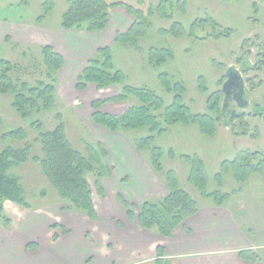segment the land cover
Here are the masks:
<instances>
[{
  "label": "rangeland",
  "instance_id": "obj_1",
  "mask_svg": "<svg viewBox=\"0 0 264 264\" xmlns=\"http://www.w3.org/2000/svg\"><path fill=\"white\" fill-rule=\"evenodd\" d=\"M106 1L131 5L141 14L144 25L135 28L128 38L116 40L117 33L124 35L128 30L117 32L108 46L97 47L89 43L92 39L89 31L61 30H67L60 27L61 15L68 7L67 0H0V57L13 64V79L28 83L53 82L56 89L55 107L26 119L13 110V94L0 93V150L7 146L20 148L29 142L33 146L32 154L40 156V145L36 141L38 131L31 123L38 119L44 131L52 130L58 123L55 113L59 112L75 148L85 153V143H101L109 152L105 159L106 175L100 181L101 184L104 181L107 205L122 219L126 209L118 200V194L130 205L137 203L132 208L134 213L138 212L141 202L161 198L155 194L139 202L156 187L145 172L154 171L150 164L151 150L157 147L162 170L155 174L154 180L162 194L168 193L163 175L173 171L178 185L189 192L199 206L224 205L234 218L240 217L241 230L249 241L247 249L257 255L256 262H260L264 259V174L250 173L239 182L233 176V169L224 172L222 163L234 159L242 151L264 153V0ZM45 8L49 9L47 13H44ZM114 10L122 11L124 16L127 12L122 5L113 7L110 9L113 17ZM42 14L44 18L38 21ZM128 17L131 27L135 18L129 13ZM111 22L114 23V18ZM176 22L181 27L175 36L170 29ZM225 30L229 33L225 34ZM45 46L67 59L63 58L61 68L52 75L42 53ZM104 47L110 49L111 72L119 70L123 80L102 88L86 82L83 88H77L83 67L89 59H103L97 50ZM71 58L76 59L81 71L69 67ZM242 62L249 63L242 73L249 103L239 109L231 101L228 107L243 115L245 128L238 120L231 119L229 113L225 117L220 114L213 132L208 130L210 123L200 117L168 126L162 121L163 109L177 95L192 115L204 114L215 120L217 113L213 107L217 101L218 108H222L225 71L232 64L241 68ZM124 86L146 88L160 98L159 108L152 112L159 117L161 127L158 128L164 130L150 131L147 126L112 131L93 121L95 111L122 115L130 107L141 106L142 97L133 92L125 99L118 98ZM97 100L104 102L93 107L92 103ZM257 107L262 115H255ZM17 127L26 131L25 140L1 138L7 130ZM149 136L153 138L138 149L137 142ZM193 160L200 161L205 170L207 182L202 188L188 178ZM12 173L20 178L32 208L65 206L36 163L28 160L13 168ZM94 180V174H89L96 208V204L101 206L103 201ZM215 191L226 194L223 202L203 194ZM73 212L86 217L82 212ZM5 214L8 216L6 211Z\"/></svg>",
  "mask_w": 264,
  "mask_h": 264
},
{
  "label": "trees",
  "instance_id": "obj_2",
  "mask_svg": "<svg viewBox=\"0 0 264 264\" xmlns=\"http://www.w3.org/2000/svg\"><path fill=\"white\" fill-rule=\"evenodd\" d=\"M68 7L61 15L60 27L64 29L86 30L89 32H102L109 19V11L116 6H124L126 11L132 15L135 20L126 33H117L116 40L119 37L128 38V35L137 28L144 25L141 14L134 11V8L123 2H107L106 0H67ZM50 3V1H48ZM49 9L45 8L44 13ZM44 18V14L38 17V21ZM180 23H173L171 33L178 35L180 33ZM225 34L229 31L225 30ZM110 49L108 47L99 48L98 55H102L101 60L89 59L81 71L76 84L77 88H83L86 82L95 83L98 88L110 84L120 83L123 79L121 72L115 70L111 72ZM162 51V50H161ZM44 61L49 71L56 73L63 64V57L60 53L54 51L50 46L42 49ZM249 63L242 62L240 70L245 72ZM13 64L0 57V93H12L13 99L11 106L13 110L23 119L30 118L34 114H39L41 110L49 111L55 107L56 89L53 82L37 81L28 83L25 81H15L12 77ZM54 80V79H53ZM129 92L136 96L142 97L140 107H130L122 115H110L100 111L92 114V119L97 124H102L106 128L132 129L141 127H150L154 131L161 127L158 122V115L152 111L160 106V98L146 88H136L124 86L119 99H125ZM179 95L174 98L163 109L161 119L168 125L175 124L179 121L189 122L198 117L210 123L209 131L214 130V122L223 117L222 108H218L217 101L213 109L216 111L215 120L208 115H192L188 109L180 102ZM104 101H94L93 107H98ZM160 103V104H159ZM260 107H257L255 115H262ZM57 125L49 131L43 130V124L35 119L31 124L38 131L36 141L40 145L41 155H33V146L25 142L20 148L7 146L0 150V223L9 226L10 218L5 214L4 203L13 202L24 208H31V204L25 196V189L21 184L20 178L12 173L13 168L25 164L28 160L36 163L50 186L55 190L58 197L66 203L63 210L76 211L84 213L90 220L98 218L97 210L93 201L92 187L88 181V175L94 174V185L98 194L104 196V188L100 179L106 175L105 159L108 152L101 143L95 145L85 143V153L74 147L69 140L62 115L55 113ZM238 120L240 126L245 128V122L242 121L243 115L231 117ZM2 123L0 117V124ZM159 131L164 129L158 128ZM244 134V133H241ZM238 135V134H237ZM3 140L11 139L22 141L27 138L26 131L21 128H13L2 134ZM153 137H146L137 142V148L141 149L145 143ZM160 149L157 147L151 150L150 164L154 172L161 173ZM253 158L258 161L254 162ZM224 172L227 169H233V176L236 181L242 182L250 173L264 174V153L261 152H240L234 159L222 163ZM189 181L197 187H204L207 182L205 170L200 163L193 160V165L188 175ZM165 186L168 193L159 199H150L141 202L138 212H135L133 205L118 195V200L126 209V214L131 220H136L137 224L147 230H155L164 237H171L175 228L180 225L186 218L194 215L199 208L197 201L182 189L173 176V171H168L163 175ZM212 193V192H211ZM207 197L215 196L219 202H223L226 194H220L219 191L214 193H203ZM132 206V207H131ZM56 235H54L55 238ZM30 248L31 245H29ZM161 253V248H158ZM239 255L242 259L250 262H256L259 257L248 249L240 250Z\"/></svg>",
  "mask_w": 264,
  "mask_h": 264
},
{
  "label": "crops",
  "instance_id": "obj_3",
  "mask_svg": "<svg viewBox=\"0 0 264 264\" xmlns=\"http://www.w3.org/2000/svg\"><path fill=\"white\" fill-rule=\"evenodd\" d=\"M117 12L113 17L110 11L102 32H87L92 36L91 45L108 46L117 32L130 28L128 13L126 18L122 11ZM71 60L69 67L81 71L76 59ZM155 174L145 172L156 187L139 202L155 194L165 196L154 180ZM100 199L103 202L101 206L96 204V220L60 206L28 209L6 201L4 209L11 223L8 227L0 223V264H264L263 258L260 262H250L240 257L239 251L249 248V241L241 230L240 217L234 218L224 205L199 206L194 215L175 228L171 237H164L141 228L126 211L125 217L119 219L116 211L107 205L105 189Z\"/></svg>",
  "mask_w": 264,
  "mask_h": 264
},
{
  "label": "water",
  "instance_id": "obj_4",
  "mask_svg": "<svg viewBox=\"0 0 264 264\" xmlns=\"http://www.w3.org/2000/svg\"><path fill=\"white\" fill-rule=\"evenodd\" d=\"M225 77L226 79L221 88L224 95L222 111L229 106L231 101H233L239 109H244L249 101L245 97L248 91L245 87L242 71L235 64H232L227 67ZM229 115L230 117H234L236 115V110L232 109Z\"/></svg>",
  "mask_w": 264,
  "mask_h": 264
},
{
  "label": "flooded vegetation",
  "instance_id": "obj_5",
  "mask_svg": "<svg viewBox=\"0 0 264 264\" xmlns=\"http://www.w3.org/2000/svg\"><path fill=\"white\" fill-rule=\"evenodd\" d=\"M231 110H232V109H230V107L227 106V107L224 109V111H223V116L225 117V116L227 115V113L230 114V113H231ZM237 115H239L238 112L236 113L235 116H237Z\"/></svg>",
  "mask_w": 264,
  "mask_h": 264
}]
</instances>
